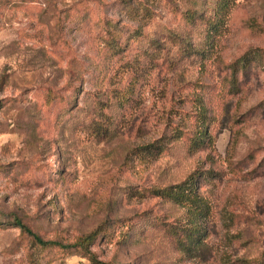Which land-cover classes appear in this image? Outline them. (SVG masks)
Here are the masks:
<instances>
[{
    "label": "rangeland",
    "instance_id": "374dc122",
    "mask_svg": "<svg viewBox=\"0 0 264 264\" xmlns=\"http://www.w3.org/2000/svg\"><path fill=\"white\" fill-rule=\"evenodd\" d=\"M191 175L208 206L196 251L192 207L154 192ZM0 212L68 243L98 230L110 264H257L264 0H0ZM0 264L98 263L0 214Z\"/></svg>",
    "mask_w": 264,
    "mask_h": 264
},
{
    "label": "trees",
    "instance_id": "16d2710c",
    "mask_svg": "<svg viewBox=\"0 0 264 264\" xmlns=\"http://www.w3.org/2000/svg\"><path fill=\"white\" fill-rule=\"evenodd\" d=\"M229 6L230 0H219V8L225 13L228 12ZM247 61L248 55H245L244 57L240 58L237 62H235L231 82V87L235 91L238 90L237 74L240 68H245L246 64H248ZM173 137V139H178L180 135H174ZM206 137L207 130L201 129V131L198 132L197 137L193 141V145H195L197 149L200 147H204ZM166 143L169 142L164 141L163 143L159 144L153 143L144 146V149H153L155 152L154 154L159 155L165 150V146L167 145ZM200 181V175H191L187 178L186 181L180 184L170 185L164 188L154 190V192L158 196H161V198L181 205H188L192 207V211L195 212V217L192 218V220L189 222V224L191 225L182 228L185 241L183 244L181 242V249H185L187 251H196L199 249L202 250V247L205 246L206 242L207 230L204 225L201 224V221L207 214L208 206L207 203L200 196ZM0 214L5 216L6 218H11L12 223L15 226L19 227L23 234H25L28 238H30L32 241L42 247H61L64 249L76 248L78 250L83 251L85 254H89L90 257H92L94 261L98 264H110L109 262L98 260L95 256L92 255L93 253L90 250L89 246L97 238L98 230H95L90 234L79 237L74 243H68L60 239H51L44 237L38 231L34 230L28 223H26L21 216H18L15 213L7 214L0 212ZM257 264H264V250L261 256L259 257Z\"/></svg>",
    "mask_w": 264,
    "mask_h": 264
}]
</instances>
